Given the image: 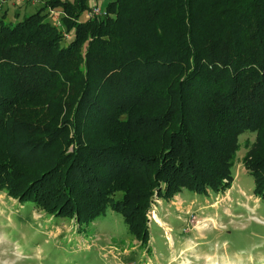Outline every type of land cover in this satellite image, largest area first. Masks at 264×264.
<instances>
[{
  "label": "trees",
  "instance_id": "obj_1",
  "mask_svg": "<svg viewBox=\"0 0 264 264\" xmlns=\"http://www.w3.org/2000/svg\"><path fill=\"white\" fill-rule=\"evenodd\" d=\"M87 3L45 0L18 22L0 11V189L80 224L109 207L145 244L154 190L228 188L249 131L263 201L264 0H111L80 20Z\"/></svg>",
  "mask_w": 264,
  "mask_h": 264
},
{
  "label": "rangeland",
  "instance_id": "obj_2",
  "mask_svg": "<svg viewBox=\"0 0 264 264\" xmlns=\"http://www.w3.org/2000/svg\"><path fill=\"white\" fill-rule=\"evenodd\" d=\"M110 1L88 0L80 20L86 19L92 2L104 10ZM39 6H26L16 15L20 6L8 3L4 20L21 21ZM51 8L61 12V21V8ZM37 103L39 115L47 118L49 108ZM238 140L228 188L205 196L182 189L169 200L154 190L145 244L109 207L103 216L80 224L75 215L48 214L0 189V264H264V200L253 193V176L243 163L254 133L246 131ZM119 196L117 192L115 198Z\"/></svg>",
  "mask_w": 264,
  "mask_h": 264
},
{
  "label": "built area",
  "instance_id": "obj_3",
  "mask_svg": "<svg viewBox=\"0 0 264 264\" xmlns=\"http://www.w3.org/2000/svg\"><path fill=\"white\" fill-rule=\"evenodd\" d=\"M39 0H0V11L4 10V7L6 4L10 3L11 5L16 6H23V4H36ZM47 14L52 17L50 19L51 24L55 25L57 27H61V21H60V13L59 11H56L55 8H47ZM105 11L102 10L97 4L92 2V4L89 7V10L87 11L86 18H95L96 16H103L105 15ZM69 34H65V38H68Z\"/></svg>",
  "mask_w": 264,
  "mask_h": 264
},
{
  "label": "crops",
  "instance_id": "obj_4",
  "mask_svg": "<svg viewBox=\"0 0 264 264\" xmlns=\"http://www.w3.org/2000/svg\"><path fill=\"white\" fill-rule=\"evenodd\" d=\"M45 0H39L36 4H30V3H27V4H23V6H20V9H18L15 14H19L20 10H22L24 7L26 6H32V7H35V6H38V5H42L44 3ZM5 8V7H4ZM8 12L6 11L5 15L7 14ZM4 15V16H5ZM6 17V16H5Z\"/></svg>",
  "mask_w": 264,
  "mask_h": 264
}]
</instances>
